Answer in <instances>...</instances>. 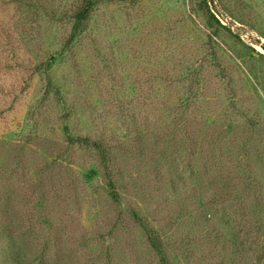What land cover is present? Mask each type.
Listing matches in <instances>:
<instances>
[{
  "label": "rangeland",
  "instance_id": "rangeland-1",
  "mask_svg": "<svg viewBox=\"0 0 264 264\" xmlns=\"http://www.w3.org/2000/svg\"><path fill=\"white\" fill-rule=\"evenodd\" d=\"M83 1L0 0V264H264V0Z\"/></svg>",
  "mask_w": 264,
  "mask_h": 264
},
{
  "label": "trees",
  "instance_id": "trees-1",
  "mask_svg": "<svg viewBox=\"0 0 264 264\" xmlns=\"http://www.w3.org/2000/svg\"><path fill=\"white\" fill-rule=\"evenodd\" d=\"M98 1H102V0H84L83 5L74 13V15H73V20H74L73 31H72V36L70 38L72 41L82 31H84L85 26H86V22L90 18L91 12H92L93 8L95 7V5ZM202 1L206 4V6H207V3L209 1L213 2V0H202ZM82 139L83 138H80L78 140H82ZM83 141L86 142V145H87L89 143L90 139H83ZM92 143H94V142H92ZM94 145L101 151L103 158L106 159L107 158L106 152H105L102 144H100V143L95 144L94 143ZM110 185H111V189H112V195L114 197H118V192L113 187L114 183L110 182ZM150 242L155 247V249L159 253L160 257L162 258L163 264H169L166 256L164 255L163 246H162L160 240L155 236H151Z\"/></svg>",
  "mask_w": 264,
  "mask_h": 264
},
{
  "label": "built area",
  "instance_id": "built-area-1",
  "mask_svg": "<svg viewBox=\"0 0 264 264\" xmlns=\"http://www.w3.org/2000/svg\"><path fill=\"white\" fill-rule=\"evenodd\" d=\"M210 5H213L211 1H209ZM211 10L213 11L215 17L223 24V25H228L230 21L228 20L227 17L223 16V14L220 11H214V8L211 6Z\"/></svg>",
  "mask_w": 264,
  "mask_h": 264
}]
</instances>
